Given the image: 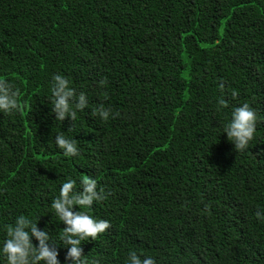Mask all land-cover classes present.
Here are the masks:
<instances>
[{"label":"trees","instance_id":"1","mask_svg":"<svg viewBox=\"0 0 264 264\" xmlns=\"http://www.w3.org/2000/svg\"><path fill=\"white\" fill-rule=\"evenodd\" d=\"M56 74L89 97L75 121L51 111ZM0 77L22 104L0 113V242L23 214L59 243L51 201L88 175L108 196L81 210L111 223L82 243L89 264H126L130 251L264 264V0H0ZM243 103L258 123L239 152L223 129ZM100 104L115 118L94 117ZM60 131L78 157L55 146Z\"/></svg>","mask_w":264,"mask_h":264},{"label":"clouds","instance_id":"2","mask_svg":"<svg viewBox=\"0 0 264 264\" xmlns=\"http://www.w3.org/2000/svg\"><path fill=\"white\" fill-rule=\"evenodd\" d=\"M99 83L105 86L107 81L102 80ZM50 104L57 121H64L66 118L75 121L77 113L89 107V97L83 91L77 92L68 77L56 74L52 80ZM219 104L221 107H228L226 100H220ZM21 107L19 89L0 77V113L15 114ZM91 114L103 122L115 118L116 115L110 107L103 104L92 109ZM257 123V111L249 103H243L233 107L223 133L234 144L236 151L244 152L249 150L255 138ZM54 143L64 157L75 158L80 155L78 141L64 132L56 133ZM79 188L82 191H77V181L68 176L60 186L59 195L51 201L55 216L65 225L59 234V243L47 227L43 230L38 228L40 217L33 219L21 214L15 218L14 223L7 226L6 238L0 242V257L3 258L0 264L5 261L6 264H61L58 259V246L61 244L67 248L65 264H89L87 255H83L82 243L95 241L100 234L111 228V223L97 219L81 209H90L94 203L106 200L108 194L103 187H98L97 179L88 175L81 179ZM74 206H78L79 210H74ZM255 217L264 222V209L256 211ZM33 239L38 243L34 244ZM126 264H157V261L151 255L130 251Z\"/></svg>","mask_w":264,"mask_h":264}]
</instances>
